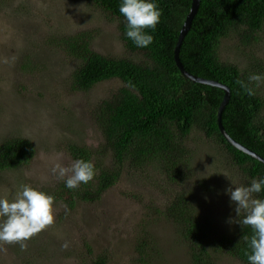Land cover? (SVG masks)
<instances>
[{
  "label": "rangeland",
  "instance_id": "1",
  "mask_svg": "<svg viewBox=\"0 0 264 264\" xmlns=\"http://www.w3.org/2000/svg\"><path fill=\"white\" fill-rule=\"evenodd\" d=\"M94 7L87 0H0V140L22 137L36 152L27 166L0 174V198L11 200L22 185L55 188L63 180L52 174L54 163L70 167L73 162L67 147L97 150L103 143L94 110L121 84L113 80L89 91L73 89L79 62L58 40L88 32L96 53L136 62L144 57L129 54L118 22ZM233 36L221 42L222 61L238 65L249 79L264 77V29L248 47ZM252 82L264 98V79ZM186 144L193 156L182 185L149 169L126 167L98 202L78 203L72 210L54 203L53 223L25 241L26 248L0 244V264H90L98 256L108 264H190L187 244L164 218L173 196L168 198L162 186L184 194L199 228L218 240L234 229L227 221L236 219L225 190L231 182L242 186L243 177L204 134L193 132ZM140 236L150 244L145 256L136 252ZM215 260L243 264L230 256Z\"/></svg>",
  "mask_w": 264,
  "mask_h": 264
},
{
  "label": "trees",
  "instance_id": "2",
  "mask_svg": "<svg viewBox=\"0 0 264 264\" xmlns=\"http://www.w3.org/2000/svg\"><path fill=\"white\" fill-rule=\"evenodd\" d=\"M87 1L118 22L125 50L144 58L136 62L130 57L96 53L88 32L58 40V46H66V51L79 62L73 74V89L89 91L101 82L113 80L121 86L94 110L103 138L101 147L92 150L71 144L66 148L73 161L83 159L94 165V179L73 190L67 189L64 181L44 190L55 198V204L60 201L72 210L78 203L98 202L118 184L126 167L133 171L149 169L165 181L182 185L193 156L186 142L195 131L217 144L227 161L240 170L242 186L264 177V163L236 149L219 130L218 111L224 90L190 81L176 65L174 51L193 0H155L162 16L156 30L149 31L154 41L146 48H137L125 37L120 0ZM263 29L264 0H200L179 54L189 73L229 87L231 97L222 114L224 129L232 139L262 158L264 98L238 65L222 61L219 51L222 40L230 34L239 45L248 47ZM35 153L34 145L22 137L0 140V174L27 166ZM108 160L110 164L106 163ZM162 187L168 198L173 196L164 218L187 244L190 264H217V256H230L247 264L249 249L244 237L251 236L249 227L233 223L234 229L220 239L210 238L207 231L199 228L185 195ZM255 198L264 199V192ZM149 245L140 236L136 244L138 255L145 256ZM90 264H108V260L98 256Z\"/></svg>",
  "mask_w": 264,
  "mask_h": 264
},
{
  "label": "clouds",
  "instance_id": "3",
  "mask_svg": "<svg viewBox=\"0 0 264 264\" xmlns=\"http://www.w3.org/2000/svg\"><path fill=\"white\" fill-rule=\"evenodd\" d=\"M119 13L125 20V37L137 48H146L153 41L154 32L160 23L162 11L155 0H120ZM264 77L253 75L250 80L260 82ZM249 95L253 92L248 89ZM53 175L63 180L69 190L88 184L95 177V168L90 161L74 160L70 167L54 163ZM225 190L234 205L236 219L229 224L249 227L251 236L244 237L249 251L247 264H264V199L255 198L264 192V177L251 180L247 186H234ZM55 198L29 185H22L20 191L9 200L0 198V244L19 243L26 248L25 241L51 225L54 221Z\"/></svg>",
  "mask_w": 264,
  "mask_h": 264
},
{
  "label": "water",
  "instance_id": "4",
  "mask_svg": "<svg viewBox=\"0 0 264 264\" xmlns=\"http://www.w3.org/2000/svg\"><path fill=\"white\" fill-rule=\"evenodd\" d=\"M199 2H200V0H193L192 8L190 9V12H189V14H188V16L186 18V21H185L184 26L182 28V31L180 33L179 40H178V43H177L176 48H175V51H174L176 65L180 69L182 75L184 77H186L187 79H189L190 81L195 82V83H200V84L214 86V87H217V88H220V89L224 90L225 94H224L222 103L220 105L219 111H218V126H219V130H220L221 134L236 149H238V150H240V151H242V152L250 155L251 157L257 159L258 161L264 163V158H262L261 156L257 155L255 152L249 150L248 148L244 147L243 145H241L240 143H238L234 139H232L227 134V132L224 129V126L222 124V114H223L224 109L228 105L229 100H230V97H231V92H230L229 87H227L226 85H222V84H220V83H218L216 81L206 80V79L197 77V76L189 73L184 68L183 64L180 61V58H179L180 48H181V45H182L185 37L187 36L188 32L191 29L193 20H194L196 14L198 12Z\"/></svg>",
  "mask_w": 264,
  "mask_h": 264
}]
</instances>
